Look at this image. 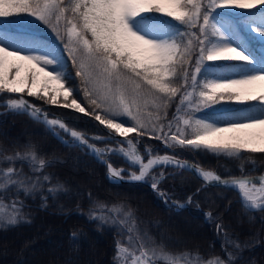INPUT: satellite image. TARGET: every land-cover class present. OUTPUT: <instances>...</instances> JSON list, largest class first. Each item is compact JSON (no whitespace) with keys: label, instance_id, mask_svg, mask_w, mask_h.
<instances>
[{"label":"snow or ice","instance_id":"snow-or-ice-1","mask_svg":"<svg viewBox=\"0 0 264 264\" xmlns=\"http://www.w3.org/2000/svg\"><path fill=\"white\" fill-rule=\"evenodd\" d=\"M145 13H159L170 19ZM0 18H15L0 20V107L13 115H30L52 130L58 126L72 137V144L106 167V178L111 183L127 180L148 184L160 199L165 203L171 201L178 209L193 203L202 189L219 186L236 192L250 216L264 213V175L251 179L241 168L240 176L225 179L201 166H189L175 153L177 148L206 151L235 160L247 159L253 164L255 156L245 157L242 153L264 154V131L258 135L247 132L264 129V0H0ZM37 21L51 29L57 39L67 38L64 48L77 69L76 76L81 78L83 95L94 106L91 112L78 102L59 46L41 41L30 27ZM17 62L31 68L21 76V64ZM98 81H103V88L97 87ZM145 85L150 89V100L145 99L144 105L150 103L163 109V115L158 112L155 119L166 124H153L149 129L141 119L139 98ZM128 86L133 93L131 99L126 95ZM25 94L85 116L92 115L121 137L130 133L147 135L173 152L161 156L145 145L141 153L139 141H111L95 136L102 143L126 144L132 152L124 147L100 148L66 121L49 118L45 109L24 99ZM178 94L179 104L169 119L167 109ZM247 101L259 103L246 105ZM221 102L244 106L223 103L219 108L212 107ZM209 108L210 111H202ZM122 116L131 123L114 119ZM225 133L245 135L225 137ZM2 153L0 150V200L11 191L16 197L10 204L11 210L6 211L0 203V228L26 220L24 202L18 198L21 193L29 196L47 187L46 193H40L42 205L46 206L49 197L67 191L61 184H51L53 177L45 174L44 169L51 167L52 162L41 156L35 146L14 155ZM112 156L122 159L126 167L114 165ZM17 165L28 167L35 175H25ZM169 166H173V171L181 169L198 175L202 188L185 202L172 201L161 187L167 179H174L168 172ZM205 215L213 219L211 211ZM89 219L115 226V264H239L238 253L254 246L241 245L217 223V232L225 236V258L204 260L198 251H172L146 231L141 232L130 209L122 217L90 211ZM72 236L75 238L76 233Z\"/></svg>","mask_w":264,"mask_h":264},{"label":"trees","instance_id":"trees-1","mask_svg":"<svg viewBox=\"0 0 264 264\" xmlns=\"http://www.w3.org/2000/svg\"><path fill=\"white\" fill-rule=\"evenodd\" d=\"M144 15L170 19L159 13ZM4 19L15 18H0V20ZM29 19L34 18L29 17ZM173 23L177 22L173 21ZM30 27L38 34L41 41L59 46L67 61V70L72 75L71 83L77 90L78 102L91 112L94 106L90 105L83 95L81 78L76 76L77 69L64 48L67 38L65 37L64 41L57 39L51 29L38 21ZM256 47L259 52L258 43ZM208 63L226 62L205 61V64ZM98 83L97 86L102 87ZM128 89H131V86H128ZM141 90H145L147 94L150 91L146 85ZM24 96L36 105L45 104L41 99L26 94ZM223 103H231L233 107L244 106L235 102H221L220 107ZM258 103V101H247L246 105ZM177 104H179V94L173 98L167 109L169 119L175 112ZM148 109V112L151 110L153 121H156L155 125L159 126L161 122L166 124V121L155 119L158 112L163 115V109L158 110L154 107ZM45 110L52 117L64 119L71 127L75 128L78 122L79 126L88 131L105 133L102 125L92 115L85 116L59 106L48 107ZM96 111L100 112V109ZM55 129L64 134L58 126ZM142 137L147 144H152L154 151L170 152L161 141L149 139L147 135ZM28 146H35L45 159H54L51 161L52 166L45 168L44 173L53 177L51 184H61L67 191L49 197L46 206L42 205L40 193H46L47 187L29 196H24L22 193L19 195V200L24 202L23 213L26 220L14 226L0 228V264H115L114 244L118 238L115 226L89 219V213L92 211L96 215L122 217L129 209L136 218L140 231H146L157 243H165L169 250L198 251L204 260L212 257L225 258L223 251L225 236L216 229V224L220 223L228 229L227 235L230 238L238 240L241 245L245 243L254 245L238 253L239 264H264V213L255 212L254 216H250L242 208L236 192L219 186L205 188L195 195L194 202L188 204V207L175 210L164 204V201L146 184L109 182L105 167L101 163L89 157L86 152L63 142L46 124L37 122L30 115L10 114L7 109L0 107L2 154L23 153L28 150ZM143 146L140 144L141 148ZM175 153L203 167L215 169L223 177L241 175V168L247 171L249 176L264 171V154L242 153L245 157L254 155L253 164L247 159L235 160L206 151L192 152L177 148ZM116 164L125 166L120 159ZM17 167L22 168L25 175H35L28 167L23 165ZM168 172L174 176V179H167L161 187L172 197V201L185 202L189 195L195 194L197 189L202 188V180L191 171H181V169L173 171V166H169ZM6 197L2 201L6 202L4 209L8 211L11 210L10 204L16 193L7 192ZM34 211L38 212L37 220L32 216ZM209 211L213 214V219L206 218L205 214ZM74 232L75 238L72 236ZM7 233L11 235H6Z\"/></svg>","mask_w":264,"mask_h":264},{"label":"rangeland","instance_id":"rangeland-1","mask_svg":"<svg viewBox=\"0 0 264 264\" xmlns=\"http://www.w3.org/2000/svg\"><path fill=\"white\" fill-rule=\"evenodd\" d=\"M235 11H249V10H243V9H237V10H235ZM145 14H147V13H145ZM253 35H255V33H253ZM17 63H20L21 64V76H23L30 68H31V65H29V64H24L23 62H17ZM98 84H101L102 85V87L101 86H97L98 88H103V81H99V83ZM256 90H257V94L259 93V86H256ZM126 95H127V97L129 98V99H131V97L133 96V93H132V91H131V89H128V91H127V93H126ZM24 98H26L25 96H24ZM27 99V98H26ZM140 105H141V119L146 123V124H148V128L150 129L151 127H152V125L153 124H155L156 123V121L154 122L153 121V119H152V116L150 115L151 114V110L149 111L150 112V114H148V112H147V108H153L152 106H151V104L149 103L148 104V106H145L144 105V100L145 99H149L150 100V97L148 96V94H147V92H145V90H141V96H140ZM28 101H30L29 99H27ZM31 102V101H30ZM31 103H33V102H31ZM46 104V103H45ZM212 107H216V108H219L220 107V104H215V105H212ZM210 109V108H209ZM209 109H204V110H209ZM71 110V109H70ZM149 110V109H148ZM52 116H50L49 115V118H51ZM93 117V116H92ZM58 118V117H57ZM117 118H119V119H124V120H127V121H130L129 120V118L128 117H126V116H122V117H117ZM149 121H151V123H148ZM130 123H131V121H130ZM102 126H104V125H102ZM105 128H107L106 126H104ZM108 129V128H107ZM110 132H112V133H114V134H116V132L114 131V130H110V129H108ZM173 131H175V126H173ZM262 131H264V129H260V128H256V129H251V130H247V132H250V133H254V134H260ZM189 133H190V131H189ZM57 134L59 135V137H63V135L62 134H60L59 132H57ZM240 135H245V133H225L224 134V136L225 137H230V136H240ZM106 136H113V135H111V134H109V135H106ZM133 139V140H136V141H139L140 143H139V151H140V144H143V145H148L147 144V141L146 140H143V137L142 136H137L135 133H130V134H128L127 135V137H121L120 136V138H112V139H109V140H113V141H123V140H125V139ZM109 145H110V148H113V149H119V148H121V147H124V148H126L127 149V151L129 152V153H131L132 152V149H130V148H127V145L126 144H117V143H113V142H111V143H109ZM70 146H72V145H70ZM75 146V145H74ZM76 147V146H75ZM76 149H80V148H78V147H76ZM123 163H124V161L122 160V159H120ZM144 162H146L145 160H144ZM261 174V173H260ZM254 175H256V174H254ZM142 184H144V183H142ZM0 203H2L3 204V207L5 208V205H6V202L5 201H0Z\"/></svg>","mask_w":264,"mask_h":264},{"label":"bare ground","instance_id":"bare-ground-1","mask_svg":"<svg viewBox=\"0 0 264 264\" xmlns=\"http://www.w3.org/2000/svg\"><path fill=\"white\" fill-rule=\"evenodd\" d=\"M103 127V130L105 131V133H95V132H92V131H88L86 128H84V127H81V126H79L78 125V122H76V126H75V128L74 129H77V130H80L81 132H83L84 134H92L93 136H101V137H108V136H106V135H109V134H111V135H113V136H109L108 138L109 139H116V138H120V136L119 135H117V134H114V133H112V132H110L107 128H105L104 126H102ZM50 130L53 132V134L55 135V136H58V134H57V131H56V129L55 130H52L51 128H50ZM88 137V136H87ZM88 139H89V142L90 143H94V144H96L98 147H100V148H110V145H109V143H111V142H109V143H102L101 141H99V140H95V139H92L91 137H88ZM111 141H113V140H111ZM26 144H28V143H26ZM162 145L164 146V144L162 143ZM145 146V145H144ZM144 146L142 147V148H140V152L141 153H143L144 151ZM148 146L152 149V144L151 143H149L148 144ZM165 147V146H164ZM166 148V147H165ZM168 149V148H167ZM80 150H82V151H84V152H86L84 149H80ZM153 150V149H152ZM170 150V152H163V153H160L159 151H157V153L159 154V155H162V154H165V153H169V154H172V149H169ZM87 153V152H86ZM88 154V153H87ZM89 155V154H88ZM89 157H91L92 159H95V158H93L91 155H89ZM181 158H183V157H181ZM118 159H120V158H118L117 156H112L111 157V161H112V163L114 164V165H116L117 167H119V168H124V167H126V166H121V165H117L116 164V162H117V160ZM184 159H186V158H184ZM46 160H49V161H53L54 159L53 158H48V159H46ZM96 160V159H95ZM187 160H189V159H187ZM145 161H146V159H145ZM189 161H192V160H189ZM192 162H194V161H192ZM194 163H196V162H194ZM103 165V164H102ZM104 166V165H103ZM105 167V166H104ZM205 168H207V167H205ZM29 169V168H28ZM207 169H210V168H207ZM30 170V169H29ZM105 170H106V167H105ZM97 171V170H96ZM128 171H130V169L128 170ZM98 172V171H97ZM127 174V173H126ZM93 189H94V187H92ZM150 188V187H149ZM151 189V188H150ZM152 190V189H151ZM153 191V190H152ZM0 201H2V200H0ZM33 216V218H35L36 220H37V218H38V212H36V211H34V214L32 215ZM6 235H11V233H7Z\"/></svg>","mask_w":264,"mask_h":264},{"label":"water","instance_id":"water-1","mask_svg":"<svg viewBox=\"0 0 264 264\" xmlns=\"http://www.w3.org/2000/svg\"><path fill=\"white\" fill-rule=\"evenodd\" d=\"M24 99H26V98H24ZM27 100V99H26ZM32 104H34V103H32ZM35 105V104H34ZM36 106H39V105H36ZM52 106H55V105H51V104H48V103H46V104H44V105H40L39 107H41V108H43V109H45V108H48V107H52ZM72 111H74V112H76L74 109H71ZM76 113H79V112H76ZM82 114V113H81ZM94 118V117H93ZM99 122V121H98ZM118 135V134H117ZM87 136L88 137H91L92 139H94V137L95 136H93L92 134H87ZM62 140L63 141H65V142H67V139L66 138H62ZM166 154V153H165ZM167 154H169V153H167ZM164 154H162L161 156H163ZM171 155V154H170ZM182 162H187L188 164H189V166H192V165H196V166H201L204 170H211V171H214V172H216V173H218L215 169H207V168H205V167H203L202 165H200V164H198V163H194V162H192V161H189V160H187V159H184V158H181L180 156H178V155H176ZM193 173V172H192ZM194 174V173H193ZM219 174V173H218ZM196 175V174H195ZM220 175V174H219ZM261 175H264V171L261 173V174H256V175H251V176H249V178H251V179H257L259 176H261ZM196 176H198V175H196ZM221 176V175H220ZM240 176V175H239ZM199 177V176H198ZM222 178H225V179H227V178H229L230 176H226V177H223V176H221ZM232 177H238V176H232ZM201 180H202V178L201 177H199ZM119 183H139V182H128L127 180H125V181H121V182H119ZM145 184V183H144ZM148 187H150L148 184H146ZM151 188V187H150ZM165 203V202H164ZM172 203V202H171ZM165 204H167V203H165ZM173 206V205H172ZM174 207V209H176V210H179L178 208H176L175 206H173Z\"/></svg>","mask_w":264,"mask_h":264},{"label":"flooded vegetation","instance_id":"flooded-vegetation-1","mask_svg":"<svg viewBox=\"0 0 264 264\" xmlns=\"http://www.w3.org/2000/svg\"><path fill=\"white\" fill-rule=\"evenodd\" d=\"M68 138L70 139V144H72L71 143V141H72V137L70 136V135H68ZM72 145H74V144H72ZM81 149V148H80Z\"/></svg>","mask_w":264,"mask_h":264}]
</instances>
